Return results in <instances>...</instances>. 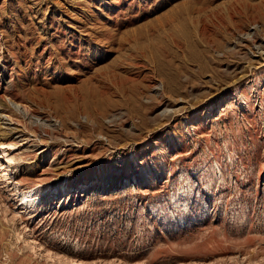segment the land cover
<instances>
[{
	"label": "rangeland",
	"instance_id": "374dc122",
	"mask_svg": "<svg viewBox=\"0 0 264 264\" xmlns=\"http://www.w3.org/2000/svg\"><path fill=\"white\" fill-rule=\"evenodd\" d=\"M0 264H264V0H0Z\"/></svg>",
	"mask_w": 264,
	"mask_h": 264
},
{
	"label": "bare ground",
	"instance_id": "6f19581e",
	"mask_svg": "<svg viewBox=\"0 0 264 264\" xmlns=\"http://www.w3.org/2000/svg\"><path fill=\"white\" fill-rule=\"evenodd\" d=\"M205 41V40H204ZM207 43V42H206ZM128 80H129V82L131 83V82H133V84L136 82V79L135 78H133V77H130V78H128ZM127 81V80H126ZM111 82H113V81H111ZM149 83V82H148ZM149 86V88H152V89H157L158 87L156 86V84L154 83V82H151L150 81V84L148 85ZM157 87V88H156ZM110 94V93H109ZM3 167V166H2ZM4 168V167H3Z\"/></svg>",
	"mask_w": 264,
	"mask_h": 264
}]
</instances>
